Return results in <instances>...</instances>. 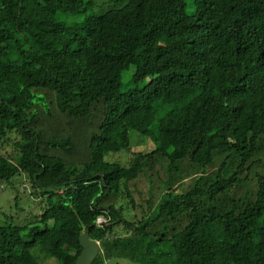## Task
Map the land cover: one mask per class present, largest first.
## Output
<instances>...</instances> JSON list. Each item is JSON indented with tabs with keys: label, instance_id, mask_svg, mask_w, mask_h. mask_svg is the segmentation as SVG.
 Instances as JSON below:
<instances>
[{
	"label": "trees",
	"instance_id": "16d2710c",
	"mask_svg": "<svg viewBox=\"0 0 264 264\" xmlns=\"http://www.w3.org/2000/svg\"><path fill=\"white\" fill-rule=\"evenodd\" d=\"M155 155L201 174L130 219ZM20 174L40 211L0 224V264H75L86 230L94 264H264V0H0V180Z\"/></svg>",
	"mask_w": 264,
	"mask_h": 264
},
{
	"label": "rangeland",
	"instance_id": "374dc122",
	"mask_svg": "<svg viewBox=\"0 0 264 264\" xmlns=\"http://www.w3.org/2000/svg\"><path fill=\"white\" fill-rule=\"evenodd\" d=\"M108 6L106 5L105 9ZM131 134L134 150L149 151L155 148V143L149 137L136 132ZM15 150L12 144L4 148V151L10 154L15 153ZM131 156V153L127 152L117 155L116 159L128 160ZM223 157L224 155L219 157L216 164L209 167V174H213L218 170ZM169 164V159L162 155H155L153 160H149L147 164H144V171L133 177L128 187L130 197L123 199L126 204L130 202L125 208L127 217L133 220H136L135 218L137 217L141 222H145L148 218L155 216L159 209L161 197L166 192L165 181H169L174 190L187 192L193 186L195 179L201 174V169L189 160L181 162L179 169L171 173ZM13 180L14 183L16 182L15 185L0 180V224L8 222L20 225L25 224L40 211L39 205L37 206L38 199L35 197L31 198L30 194H32L33 189L27 182L23 181V175H17ZM42 259V264H60L54 257H43ZM105 264L140 263L125 258H112L106 259Z\"/></svg>",
	"mask_w": 264,
	"mask_h": 264
},
{
	"label": "water",
	"instance_id": "95a60500",
	"mask_svg": "<svg viewBox=\"0 0 264 264\" xmlns=\"http://www.w3.org/2000/svg\"><path fill=\"white\" fill-rule=\"evenodd\" d=\"M79 240L82 246V252L75 264H93L101 251V242L92 239L89 230L84 231L80 235Z\"/></svg>",
	"mask_w": 264,
	"mask_h": 264
},
{
	"label": "built area",
	"instance_id": "2783aa9c",
	"mask_svg": "<svg viewBox=\"0 0 264 264\" xmlns=\"http://www.w3.org/2000/svg\"><path fill=\"white\" fill-rule=\"evenodd\" d=\"M99 221H100V222H107V223H108L109 220H107V219L101 217Z\"/></svg>",
	"mask_w": 264,
	"mask_h": 264
},
{
	"label": "flooded vegetation",
	"instance_id": "af4514ba",
	"mask_svg": "<svg viewBox=\"0 0 264 264\" xmlns=\"http://www.w3.org/2000/svg\"><path fill=\"white\" fill-rule=\"evenodd\" d=\"M94 264V263H93Z\"/></svg>",
	"mask_w": 264,
	"mask_h": 264
}]
</instances>
